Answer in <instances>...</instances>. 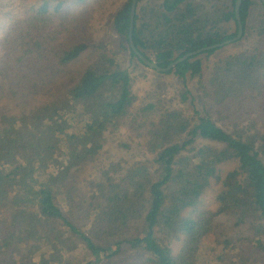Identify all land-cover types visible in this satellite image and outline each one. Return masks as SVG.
<instances>
[{
	"label": "trees",
	"instance_id": "obj_1",
	"mask_svg": "<svg viewBox=\"0 0 264 264\" xmlns=\"http://www.w3.org/2000/svg\"><path fill=\"white\" fill-rule=\"evenodd\" d=\"M236 1L138 0L133 43L165 68L234 38ZM131 2L115 10L111 40L94 46L91 65L62 95L51 88L49 68L67 66L91 48L82 27L59 21L67 0H42L7 20L0 98L19 110L0 114V211L8 216L0 227V261L20 241L46 264L60 249L42 244L71 235L83 264L125 251L141 254L140 264H264V5L242 0L237 47L202 52L167 72L186 84L179 96L185 107L163 98L131 114L133 76L121 61L129 55L143 64L128 40ZM49 89L52 99L41 101ZM125 120L136 153L100 162L106 134ZM89 164L94 186L75 199L68 180ZM226 164L234 167L222 175ZM213 181L220 187L211 210L204 198ZM226 225L247 234L227 235Z\"/></svg>",
	"mask_w": 264,
	"mask_h": 264
},
{
	"label": "rangeland",
	"instance_id": "obj_2",
	"mask_svg": "<svg viewBox=\"0 0 264 264\" xmlns=\"http://www.w3.org/2000/svg\"><path fill=\"white\" fill-rule=\"evenodd\" d=\"M42 0H0V63L5 62L9 57L5 54V48L1 46V41L4 38V31L7 25V20L10 17H15L20 13L28 10L32 4L40 2ZM127 0H85L83 3H76L74 0H67V4L59 16V21L74 22V27L80 26L83 28L82 38L86 42H89L91 48L82 55L79 59L68 64L64 67H51L49 72L52 74V81L54 82L53 88L57 86L56 94L62 95L67 88L73 85L79 77V74L83 72L92 63V57L94 55V46L98 43L110 41V24L113 17V13L118 6ZM255 12H253L254 17ZM67 27L71 29V26L67 23ZM73 27V28H74ZM72 28V29H73ZM63 33L62 35H65ZM237 43H233L224 47V49L235 48ZM110 47V46H109ZM223 49V50H224ZM222 53V52H219ZM121 63L122 66L127 68L133 76V93L135 96L134 104L131 108V114L136 113L142 106L147 103H153L157 99L170 100L172 104H176L178 107H185L186 102L179 103V96L185 92L186 84L182 79L170 75L168 73H158L147 66L140 64L136 59L131 58L129 55L124 56ZM12 66V64H8ZM4 68V66H3ZM6 71V69H4ZM188 87L192 94H195L191 83L188 82ZM53 93L51 89L44 92L40 96L41 101L51 100ZM24 96L21 97V101L18 105H23ZM40 101V102H41ZM38 103V100H36ZM39 102V103H40ZM36 103V104H37ZM19 108L15 106L13 102L4 101L0 98V114L4 112L17 113ZM128 120L124 121L123 127L118 132L107 133L103 140V148L99 156L100 162L108 164L111 161L126 158L131 159L136 153V146L129 134V128L127 125ZM234 167L233 164H226L221 167V174L224 175L227 171ZM95 168L92 164L83 166L73 172L68 180L67 188L71 190V193L76 198H83L92 190L95 183ZM212 186L207 190L204 198L205 206L211 210L216 208V194L219 190L220 183L213 181ZM76 204L77 202L74 201ZM76 206V205H75ZM4 210L0 211V227H3L5 222H8V216L5 215ZM71 220V219H70ZM72 221V220H71ZM61 224L57 223L58 229L61 228ZM48 226L47 222L42 224V230ZM40 227V228H41ZM227 235L234 236L237 233L246 235L247 232L244 228L232 229L226 225ZM14 239H12L13 241ZM10 246L8 253L2 256L0 264H38V254L36 250L31 247V244L25 242H17ZM42 244V243H40ZM43 248L60 249V252L56 253V260H52V255L46 258V264H83L82 259L84 251L80 247L81 245L75 238L70 235V239L64 243L60 242V239L51 240L50 244H42ZM49 247V248H48ZM65 256V257H64ZM44 257V254L40 255V258ZM143 256L139 253L123 252L121 256L113 260H103L97 258L96 264H140ZM48 260V261H47ZM43 262L40 260L39 263ZM218 264H226L223 262L215 261ZM214 261L209 264H217ZM200 264H206L202 262ZM208 264V263H207Z\"/></svg>",
	"mask_w": 264,
	"mask_h": 264
},
{
	"label": "water",
	"instance_id": "obj_3",
	"mask_svg": "<svg viewBox=\"0 0 264 264\" xmlns=\"http://www.w3.org/2000/svg\"><path fill=\"white\" fill-rule=\"evenodd\" d=\"M137 1L138 0H132V2H131L130 26H129V35H128L129 45H130V48L132 49V51L136 54V56L142 61V63L144 65H146L147 67L157 71L158 73H167L171 69L175 68L178 64L186 61L190 57L199 55L202 52H205V51H208V50H213V49H216V48H221V47H225L227 45L233 44V43H235L236 41H238L242 37L243 25H242L241 18H240V15H239V9H240V5H241L242 0H237L236 3H235L234 10H235V17H236V20H237L238 32H237V35L234 38H232L230 40H226V41H224L222 43H219V44H215V45H212V46H209V47H205V48L199 49L197 51L188 53V54L180 57L176 61L172 62L171 64H169L167 67L162 68L156 62L149 60L140 51H138V49L136 48V46L133 43L132 31H133V22H134V18H135V11H136ZM261 2L264 5V0H261Z\"/></svg>",
	"mask_w": 264,
	"mask_h": 264
}]
</instances>
